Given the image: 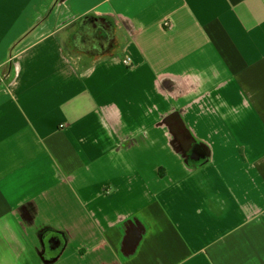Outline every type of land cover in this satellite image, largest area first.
Instances as JSON below:
<instances>
[{"label":"crops","instance_id":"0c3cea01","mask_svg":"<svg viewBox=\"0 0 264 264\" xmlns=\"http://www.w3.org/2000/svg\"><path fill=\"white\" fill-rule=\"evenodd\" d=\"M160 245L264 264V0H0V264Z\"/></svg>","mask_w":264,"mask_h":264},{"label":"rangeland","instance_id":"374dc122","mask_svg":"<svg viewBox=\"0 0 264 264\" xmlns=\"http://www.w3.org/2000/svg\"><path fill=\"white\" fill-rule=\"evenodd\" d=\"M180 91H181V88H180ZM107 110H108V108H106V111H107ZM112 110H113V109H112ZM211 119H212V121H211V122H208V121H207V125L204 127V129H205L208 133H210V134L213 133V129H212L210 123L213 124L214 121H215V119H213V118H211ZM175 128L178 129V131H179V133L176 132V135H177V137H178L179 147H180V149L184 152L183 145L185 144V145L188 147V146L190 145V140L188 139V137H189V138H190V137L192 138V137L194 136V134L192 135V133L189 132V135H188V137H187V134H186V133H183L184 128L181 126L180 123H178L177 126H175ZM185 129H186V128H185ZM218 132H219V127L214 129V136L217 137V138L219 137ZM183 139H184V144H182V143H183ZM233 143H234V142H233ZM121 144H122V143H121ZM173 146H175V140H174V139H173ZM120 148H122V147H120ZM175 150H176V149H175ZM119 151H120V150H118V147H115L114 150H113V153H114V154H117ZM184 153H185V152H184ZM117 158H118V157H116V158H109V157H107L108 161L112 162L114 165H116V163H115L114 161H115ZM105 159H106V157H105L103 160L105 161ZM111 160H112V161H111ZM119 160H121V158H119ZM123 164H124V163H123ZM164 165H165L164 163H157V164L153 165V166H152L153 173H158V174L160 175V173H161V169H165V168H166V171H167V166L164 167ZM124 166H126V164L123 165V167H124ZM107 174H109V173H108V172L103 173V174H102V179H103ZM112 174L115 175L114 173H112ZM108 179H109V177H108ZM150 204H152V203H151V202H149V203H145V205H150ZM158 251H159V253L163 254L164 256H163L162 259H160V255H158V257H157V264H171V263H176V262L182 260L183 257H184L182 253H175L173 256H169L168 253H167V251H166V247H165V245H160L159 248H158Z\"/></svg>","mask_w":264,"mask_h":264},{"label":"flooded vegetation","instance_id":"af4514ba","mask_svg":"<svg viewBox=\"0 0 264 264\" xmlns=\"http://www.w3.org/2000/svg\"><path fill=\"white\" fill-rule=\"evenodd\" d=\"M96 26H97V29L99 28V25L98 24H96ZM90 27V26H89ZM93 27H94V25H93ZM86 37L85 38H83L82 37V40H83V42L85 41L88 45H89V41H91V40H93L94 38H97V34H98V31H95L94 29H93V31H87V29H86ZM83 35V34H82ZM105 36H106V38H108L109 37V32L107 31L106 32V34H105ZM51 241V240H50ZM42 250L43 251H46L48 248H50V247H53V244H52V242H51V244L49 245V241L47 242L46 240H45V237H43L42 238Z\"/></svg>","mask_w":264,"mask_h":264},{"label":"water","instance_id":"95a60500","mask_svg":"<svg viewBox=\"0 0 264 264\" xmlns=\"http://www.w3.org/2000/svg\"><path fill=\"white\" fill-rule=\"evenodd\" d=\"M208 154V148L202 145H197L193 151L191 158L192 160L200 161L202 159H205Z\"/></svg>","mask_w":264,"mask_h":264}]
</instances>
